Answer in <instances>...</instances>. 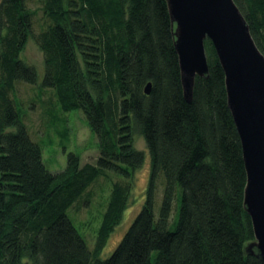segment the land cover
<instances>
[{
  "label": "trees",
  "instance_id": "trees-1",
  "mask_svg": "<svg viewBox=\"0 0 264 264\" xmlns=\"http://www.w3.org/2000/svg\"><path fill=\"white\" fill-rule=\"evenodd\" d=\"M40 1L48 23L38 34L26 0L0 2V264H261L245 252L254 239L246 173L210 40L208 77L196 76L187 101L166 0ZM234 2L264 55V0ZM29 37L44 55L40 85L53 89L62 111L82 110L96 135L94 164L69 152L66 167L50 171L30 138L13 96L17 82L38 80L19 56ZM135 133L150 161L145 198L101 258L130 179L113 183L93 250L67 210L105 171L131 178L144 161Z\"/></svg>",
  "mask_w": 264,
  "mask_h": 264
},
{
  "label": "water",
  "instance_id": "water-1",
  "mask_svg": "<svg viewBox=\"0 0 264 264\" xmlns=\"http://www.w3.org/2000/svg\"><path fill=\"white\" fill-rule=\"evenodd\" d=\"M183 95L192 98L196 76L208 77L204 41L212 43L224 73L246 173L243 206L254 239L245 252L264 264V55L234 0H166ZM150 83L145 86L149 93Z\"/></svg>",
  "mask_w": 264,
  "mask_h": 264
},
{
  "label": "rangeland",
  "instance_id": "rangeland-1",
  "mask_svg": "<svg viewBox=\"0 0 264 264\" xmlns=\"http://www.w3.org/2000/svg\"><path fill=\"white\" fill-rule=\"evenodd\" d=\"M26 3L29 9L33 10L32 32L38 34L48 23L41 7L42 3L40 0H26ZM19 56L27 65L35 68L38 80L35 84L24 81L17 82L13 96L30 138L41 146L42 160L46 168L53 172L63 170L66 167L67 153L69 152L78 156L80 164H94L100 153L98 139L91 131L82 110L62 111L53 89L43 88L40 85L43 78L44 55L33 38H28ZM133 143L137 150L143 152L144 161L134 171L131 178L121 173L105 171L106 176L104 174L92 182L82 199L76 201L67 210V215L73 225L85 238L88 247L93 250L97 230L113 183L125 186L130 179V192L126 199V208L115 223L100 252L101 258L109 256L113 251L145 198L150 168L149 155L142 136L135 133ZM161 196L162 183L158 182L154 196L155 215L158 212Z\"/></svg>",
  "mask_w": 264,
  "mask_h": 264
},
{
  "label": "flooded vegetation",
  "instance_id": "flooded-vegetation-1",
  "mask_svg": "<svg viewBox=\"0 0 264 264\" xmlns=\"http://www.w3.org/2000/svg\"><path fill=\"white\" fill-rule=\"evenodd\" d=\"M1 2V1H0Z\"/></svg>",
  "mask_w": 264,
  "mask_h": 264
}]
</instances>
